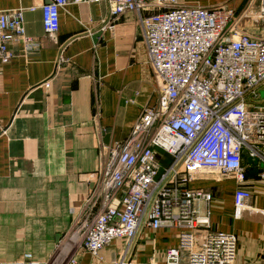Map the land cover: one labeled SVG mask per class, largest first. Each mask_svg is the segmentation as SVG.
I'll use <instances>...</instances> for the list:
<instances>
[{
    "label": "built area",
    "instance_id": "2783aa9c",
    "mask_svg": "<svg viewBox=\"0 0 264 264\" xmlns=\"http://www.w3.org/2000/svg\"><path fill=\"white\" fill-rule=\"evenodd\" d=\"M40 7L46 35L60 30V13L70 5L106 3L111 29L130 14L136 17L157 84V106L143 110L130 136L102 149L92 189L75 229L48 264H78L79 253L97 258L113 243L126 244L112 264H135L131 256L145 229L180 230V247L167 252L164 264H235L238 238L210 232L197 244V203L212 195L191 190L203 173L235 178V216L252 200L246 182L248 164L261 166L264 185V0H250L236 14L228 4L189 5L186 0H44ZM26 10L0 12V61L14 58L12 44H24L27 55L40 43L28 37ZM69 61L61 57L60 65ZM257 108L258 110H254ZM158 151L172 158L162 169ZM252 162H250V161ZM264 194V191H263ZM16 264H33L18 262ZM154 264V263H148Z\"/></svg>",
    "mask_w": 264,
    "mask_h": 264
},
{
    "label": "crops",
    "instance_id": "0c3cea01",
    "mask_svg": "<svg viewBox=\"0 0 264 264\" xmlns=\"http://www.w3.org/2000/svg\"><path fill=\"white\" fill-rule=\"evenodd\" d=\"M250 0H186L189 5L228 4L243 12ZM44 0H0V12L26 10L28 37L40 43L27 55L24 44L9 49L14 58L0 61V264H48L70 236L92 189L90 176L102 149L124 142L146 108L157 106V84L136 17L126 16L111 29L108 4L70 5L60 13V30L46 35L40 7ZM99 35V36H98ZM99 37V38H97ZM61 57L69 61L60 65ZM261 107L260 101L256 104ZM162 169L172 158L158 151ZM246 165L242 188L253 198L235 216V178L203 173L191 190L211 193L197 203V244L210 232L237 236L235 264H264V185L261 166ZM180 230L145 229L131 256L135 264H164L167 252L180 247ZM126 244L113 243L97 258L79 253L78 264H112ZM183 263H187L186 252Z\"/></svg>",
    "mask_w": 264,
    "mask_h": 264
},
{
    "label": "rangeland",
    "instance_id": "374dc122",
    "mask_svg": "<svg viewBox=\"0 0 264 264\" xmlns=\"http://www.w3.org/2000/svg\"><path fill=\"white\" fill-rule=\"evenodd\" d=\"M261 97L264 98V91L261 93ZM261 109L264 110V106H262ZM254 110H258V109L255 108Z\"/></svg>",
    "mask_w": 264,
    "mask_h": 264
},
{
    "label": "water",
    "instance_id": "95a60500",
    "mask_svg": "<svg viewBox=\"0 0 264 264\" xmlns=\"http://www.w3.org/2000/svg\"><path fill=\"white\" fill-rule=\"evenodd\" d=\"M99 36V35H98ZM97 38H99V37H97ZM245 157L246 158H248V156H247V154H245ZM249 159V158H248ZM250 161V160H249ZM250 162H252V161H250ZM255 163L257 164V162L255 161Z\"/></svg>",
    "mask_w": 264,
    "mask_h": 264
}]
</instances>
